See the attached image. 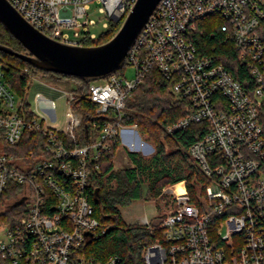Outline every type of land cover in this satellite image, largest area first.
Returning <instances> with one entry per match:
<instances>
[{
    "label": "built area",
    "instance_id": "built-area-1",
    "mask_svg": "<svg viewBox=\"0 0 264 264\" xmlns=\"http://www.w3.org/2000/svg\"><path fill=\"white\" fill-rule=\"evenodd\" d=\"M9 1L40 31L76 45L100 37L92 30V11L107 30L136 2ZM229 44L248 68L252 88L220 60V47ZM126 61L136 68L135 78L115 72L90 82L87 97L107 118L83 146L75 142L81 115L71 106L72 88L65 93L66 124L55 127L33 108L29 117L0 68V194L11 182L23 185L25 206L14 223L0 228V264H120L117 255L99 261L83 251L106 231L90 201L91 176L122 132L137 129L122 123L126 99L152 67L171 82L175 99L188 103V112L167 131L199 122L209 129L189 149L206 182L198 184L196 200L186 180L181 192L176 183L170 186L171 208L159 224L161 239L144 248L145 264H264V0H160ZM27 129L46 137L40 153L3 150ZM150 221L144 217L141 224L153 230Z\"/></svg>",
    "mask_w": 264,
    "mask_h": 264
},
{
    "label": "trees",
    "instance_id": "trees-1",
    "mask_svg": "<svg viewBox=\"0 0 264 264\" xmlns=\"http://www.w3.org/2000/svg\"><path fill=\"white\" fill-rule=\"evenodd\" d=\"M126 15L127 13L118 21L110 20L108 29L97 40H88L84 44L94 45L109 40L118 31ZM210 30L207 31V36ZM207 36L205 35V38ZM207 40L214 42L215 38L207 37ZM0 43L17 51L26 50L2 23ZM220 54V60L230 68L232 74L244 86L252 88V77L248 68L239 61L237 51L229 44L220 47ZM0 64L7 86L15 95L20 96L21 105L29 117L34 116L26 95L31 79L42 70L1 50ZM116 73L123 75L119 70ZM57 77L76 81V86L72 88L75 98L71 106L81 115V124L77 129L75 142L81 146L87 145L95 139L107 115L97 113L98 104L88 99L90 82L63 74H57ZM171 86V82L165 79L156 67H152L126 99V114L122 123L136 125L137 130L155 145V151L147 159L141 151L127 149V156L134 166L116 168L114 158L121 145L118 140L113 143L110 151L100 156L97 161L100 169H94L92 172L93 188L89 194L95 208V216L106 231H101L97 238L85 244L83 251L87 256L103 261L114 254L120 257V264H145L144 248L161 239L159 224L162 219H151L153 230L141 223L129 224L123 217L121 207L130 205L136 199L153 200L163 193L167 185L182 180H186L188 190L196 200L198 184L206 182L189 149L208 131V124L193 123L173 134L167 131L169 125L188 112L187 101L175 99ZM45 143L46 137L41 130L27 129L17 144H6L3 150L28 156L31 152L40 153ZM96 188L99 189V197L95 194ZM23 190V185L11 182L9 190L0 194V228L5 224L14 223L23 214L24 203L12 208L6 205L7 200L21 199Z\"/></svg>",
    "mask_w": 264,
    "mask_h": 264
},
{
    "label": "water",
    "instance_id": "water-1",
    "mask_svg": "<svg viewBox=\"0 0 264 264\" xmlns=\"http://www.w3.org/2000/svg\"><path fill=\"white\" fill-rule=\"evenodd\" d=\"M159 2L136 0L109 40L94 45H76L61 42L40 31L9 0H0V23L26 49L21 52L0 43V50L42 71L79 77L87 82L104 79L124 66L129 51ZM119 19L113 18L114 21ZM95 194L99 197L98 188Z\"/></svg>",
    "mask_w": 264,
    "mask_h": 264
},
{
    "label": "rangeland",
    "instance_id": "rangeland-1",
    "mask_svg": "<svg viewBox=\"0 0 264 264\" xmlns=\"http://www.w3.org/2000/svg\"><path fill=\"white\" fill-rule=\"evenodd\" d=\"M90 15L97 20V24L92 27V30L98 32L101 36L105 30L102 26L105 19L100 18V13L95 10L92 11ZM1 65L2 64H0V67ZM119 71L130 79L136 76V68L131 64H125ZM75 86V80H62L59 79L54 72L41 71L36 77L31 79L26 99L31 104L33 110L36 111L40 117L44 118L46 122L55 127L62 128L66 124V116L69 111L68 97L65 93ZM16 97L20 98L18 94H16ZM137 134H135V141L140 142L135 145V150L141 151L144 157L149 159L155 151V145L146 135L139 131ZM141 143L143 144L141 145ZM126 148L129 149L122 140V145H120L115 155V163L116 165L121 163L119 165L120 167L126 165L122 160ZM119 166L117 168H119ZM171 185H167L163 189V193L153 200L136 199L130 205L126 206L123 210L126 222L132 224L136 220H140L143 216H146L148 219H152L153 217L162 219L171 208L169 190ZM225 229L226 227L221 228L222 231H225Z\"/></svg>",
    "mask_w": 264,
    "mask_h": 264
},
{
    "label": "crops",
    "instance_id": "crops-1",
    "mask_svg": "<svg viewBox=\"0 0 264 264\" xmlns=\"http://www.w3.org/2000/svg\"><path fill=\"white\" fill-rule=\"evenodd\" d=\"M137 129L133 128V129H125L122 132V138H121V145H122V140L124 142V144L126 145V147H128V150H135V143L139 144L140 141H135V134H137ZM138 135V134H137ZM134 137V138H133ZM134 143V144H132ZM120 147V146H119ZM119 149V148H118ZM127 150V148H126ZM124 162V164H126L125 166H134L133 162L129 159V157L127 156V153L125 152L124 158L122 159ZM114 163H115V158H114ZM121 164V163H120ZM119 164V165H120ZM119 165H116L115 163V167L117 168ZM125 166H121V167H125ZM120 167V166H119ZM126 208V206L121 207L122 210V214H124V209ZM124 217V215H123ZM146 217L143 216L140 220H136L133 223H141L142 219ZM126 221V220H125Z\"/></svg>",
    "mask_w": 264,
    "mask_h": 264
},
{
    "label": "bare ground",
    "instance_id": "bare-ground-1",
    "mask_svg": "<svg viewBox=\"0 0 264 264\" xmlns=\"http://www.w3.org/2000/svg\"><path fill=\"white\" fill-rule=\"evenodd\" d=\"M175 187L178 191H183L184 190V187H183V183L182 182H178L175 184Z\"/></svg>",
    "mask_w": 264,
    "mask_h": 264
}]
</instances>
